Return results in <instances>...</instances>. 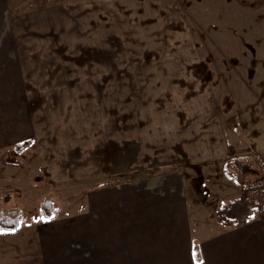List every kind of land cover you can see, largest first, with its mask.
Wrapping results in <instances>:
<instances>
[{"label": "rangeland", "instance_id": "1", "mask_svg": "<svg viewBox=\"0 0 264 264\" xmlns=\"http://www.w3.org/2000/svg\"><path fill=\"white\" fill-rule=\"evenodd\" d=\"M29 1L39 8L51 6L53 10L48 14L49 19L42 25L36 24L34 29H29V24L19 25L21 33L51 34L53 26L57 25L56 29L66 40L91 41L97 35L101 37L100 58L59 59L54 66L50 65L51 80L56 75L59 82L77 84L88 80L89 91L48 94L72 97L64 107L59 104L53 107L50 110L53 114H85L90 125L100 116V120H105L107 138H101L98 143L90 141V159L95 158L94 150L98 149L97 163L82 164L85 154L78 149L76 158L81 177L78 172L63 176L71 173L75 164L67 161V155L44 157L38 139L30 138L21 142L23 144L0 148V206L21 212L17 228L0 229V264H66L67 260L80 263L76 260L81 259L83 249L87 252L88 240L78 234L76 228H63L61 221L55 219L80 211L84 193L93 185L128 182L158 171L144 169L152 162L143 165L141 155L127 153L131 144L126 135L135 131V128L130 129L131 115L140 120L142 115H157L162 107L180 98L197 97L196 83L204 69L214 97L223 99L224 108L228 110L234 103V114L230 115L233 126H238L242 116L251 117L246 134H240L241 128H234L245 143L243 152H247L250 161L257 154H264L258 147V142L263 140L261 121L264 120V0ZM74 45L80 47L81 43L74 42ZM81 67L87 69V76L81 77ZM187 73L198 75L181 82L187 85L182 93L180 84L171 80L175 77L183 81ZM49 77L43 76L40 86L49 82ZM242 126L248 127L247 122ZM102 134L101 131L99 135L102 137ZM115 137L122 142V165L110 177L106 171L112 169L114 150H117ZM252 163L248 164L250 168L246 167L244 177L257 174L256 158V169ZM223 169L225 175L231 172V183L227 181L226 185L218 186V193L211 195L217 213L220 207L245 196L244 186L249 179L229 161ZM71 178L74 179L68 180ZM215 180L222 182L219 177ZM189 182L194 190L195 181ZM239 187L243 188L241 196L226 202L239 192ZM44 201L51 204L44 205ZM253 209L249 206L248 215L242 220H224L217 215L229 226L250 218ZM56 223L59 226H55ZM38 229L49 232L46 241L52 237V248H47L50 244L44 242V234L38 233Z\"/></svg>", "mask_w": 264, "mask_h": 264}, {"label": "crops", "instance_id": "2", "mask_svg": "<svg viewBox=\"0 0 264 264\" xmlns=\"http://www.w3.org/2000/svg\"><path fill=\"white\" fill-rule=\"evenodd\" d=\"M52 10L51 6L39 8L29 0H0V148L38 139L44 157L67 155V161L75 164L71 173L63 176L75 172L80 176L78 149L85 154L82 164L99 161L98 149L94 150L95 158L90 159L89 146L90 141L98 143L101 138H107L105 120L98 116L90 125L85 114L51 113L53 107L58 104L64 107L72 97H57L49 92L89 91V82H59L57 75L51 80L50 65L54 66L59 59L100 58L102 40L99 35L91 41L66 40L59 34L57 25L51 34L21 33L19 25L29 24V29H34L36 24L42 25L49 19ZM74 42L81 46H75ZM86 70L80 68L81 77L87 76ZM198 72L195 67V73ZM205 73V69L199 73L202 77L196 83L197 97L180 98L162 107L157 115H142L140 120L131 115L130 129L135 131L126 135L131 144L127 153L141 155L143 165L152 162L144 169H156V173L128 182L93 185L92 189H86L80 211L55 219L61 221L63 228H76L89 242L87 252L83 249L77 264H199L200 261L264 264V204L251 206L254 209L250 218L229 226L224 225L213 206V194L231 176V172L225 175L223 169L231 157L240 159L247 167L250 162L255 169L256 165L255 158L250 161L247 152H243L245 143L234 131L241 128L240 134H246L251 117L242 116L234 127L233 116L230 117L234 114V103L230 110L224 108L225 101L214 97ZM184 75L183 81L175 77L171 80L180 84L182 93L187 87L182 83L198 74ZM43 76L49 77V82L40 86ZM245 122L248 127L242 126ZM261 125L263 140L258 142V147L264 153V120ZM114 147L117 150H114L112 169L106 171L110 177L122 165V142L117 137ZM248 176L243 177L248 179ZM217 177L222 178L221 183L215 180ZM191 180L195 181L194 190ZM242 189L239 187V192L226 202L241 196ZM38 233L44 234V242L50 244L47 248H52V237L46 241L49 232L40 229ZM44 252L45 259L47 249ZM67 261L66 264H73Z\"/></svg>", "mask_w": 264, "mask_h": 264}, {"label": "trees", "instance_id": "3", "mask_svg": "<svg viewBox=\"0 0 264 264\" xmlns=\"http://www.w3.org/2000/svg\"><path fill=\"white\" fill-rule=\"evenodd\" d=\"M27 143V142H24ZM23 144V143H21ZM229 163L236 168L241 175L246 171V163L242 162L240 159L234 157L229 160ZM44 205L51 204L50 202L44 201ZM250 202L246 196L238 197L231 201L230 205H224L219 208L218 214L224 220L236 221L242 220L248 215ZM21 212L18 209H6L0 206V229L9 230L15 229L18 227L19 217ZM48 213H45V216H48Z\"/></svg>", "mask_w": 264, "mask_h": 264}, {"label": "built area", "instance_id": "4", "mask_svg": "<svg viewBox=\"0 0 264 264\" xmlns=\"http://www.w3.org/2000/svg\"><path fill=\"white\" fill-rule=\"evenodd\" d=\"M258 172L245 183V192L253 205L264 204V154L256 155Z\"/></svg>", "mask_w": 264, "mask_h": 264}, {"label": "snow or ice", "instance_id": "5", "mask_svg": "<svg viewBox=\"0 0 264 264\" xmlns=\"http://www.w3.org/2000/svg\"><path fill=\"white\" fill-rule=\"evenodd\" d=\"M199 264H203V262H202V261H200V262H199Z\"/></svg>", "mask_w": 264, "mask_h": 264}]
</instances>
